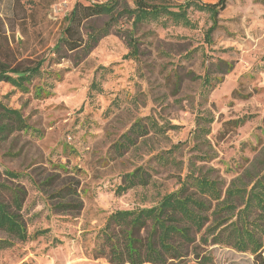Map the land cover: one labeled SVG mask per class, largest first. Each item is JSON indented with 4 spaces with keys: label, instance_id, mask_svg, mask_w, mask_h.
Here are the masks:
<instances>
[{
    "label": "rangeland",
    "instance_id": "1",
    "mask_svg": "<svg viewBox=\"0 0 264 264\" xmlns=\"http://www.w3.org/2000/svg\"><path fill=\"white\" fill-rule=\"evenodd\" d=\"M108 1L0 0V61L11 68L42 63L28 93L0 82V104L18 110L29 126L0 140V180L13 182L5 171L19 174L29 235L0 250V264H109L94 259L93 250L112 212L154 206L179 187L191 165L197 173L213 170L224 189L248 188L264 168V0H227L209 42V16L190 8L193 28L163 19L134 30V55L122 32L126 20L88 53L56 49L76 3ZM164 1L176 10L188 0ZM107 21L91 20L83 32ZM219 60L232 69L205 92L198 77L206 70L217 75ZM145 117L163 131L134 136V145L118 151ZM196 118L207 133L194 136ZM136 169L148 176L146 185L118 193L123 176ZM210 241L204 231L195 234L181 260L167 264H264V239L255 256Z\"/></svg>",
    "mask_w": 264,
    "mask_h": 264
},
{
    "label": "trees",
    "instance_id": "2",
    "mask_svg": "<svg viewBox=\"0 0 264 264\" xmlns=\"http://www.w3.org/2000/svg\"><path fill=\"white\" fill-rule=\"evenodd\" d=\"M132 4L133 7L130 8L125 0H109L88 6L76 3L65 17L66 26L56 49L88 53L102 38L109 35L113 25L126 20L129 27L122 32L127 33V41L134 55L137 45L133 39L134 30L163 19L174 25L193 28L194 24L187 16L190 8L209 16L211 25L205 34L209 42L210 36L218 27V17L225 10L227 0H217L214 3L188 0L177 6L176 10L164 0H133ZM101 17L108 18L102 27L90 25L87 26L88 31L83 32L86 23ZM41 65V62H36L11 68L0 61V82L22 93H28V86L40 74ZM216 69L218 74L215 76L206 70L202 77H198L205 92L223 81L224 75L231 71L232 64L219 60ZM41 91L39 89L34 94L36 99L41 97ZM199 120L196 118L197 125L200 124ZM28 129L29 126L18 110L0 104V140H6L15 132H25ZM150 129L155 133L163 131L150 117L140 119L123 136L124 141L117 144V150L134 145L133 137H142ZM202 131L198 125L194 136ZM203 132L207 133V130ZM212 171L209 169L197 173L194 165H191L186 174L178 179L179 187L164 195L154 206L116 210L109 214L96 234L93 258L105 259L109 264H167L173 260H181L184 250L195 242V234L202 231L211 236L210 245L257 255L263 247L264 239V168L261 174L251 180L248 188L234 186L224 189V183L211 176ZM3 174L13 182L0 180V232L6 235L5 239H0V250L12 247L13 240H29L21 213L27 192L16 181L19 174L8 171ZM147 177L140 169H136L123 176L116 190L123 193L135 186H145ZM49 183L47 181L46 185ZM237 200L239 205L234 204ZM80 205L74 202L72 207L80 209ZM68 207H71L70 204L55 206L58 211ZM224 214L229 216L225 221L221 220V215ZM209 222L214 224L206 228ZM45 232L37 231L33 236H42Z\"/></svg>",
    "mask_w": 264,
    "mask_h": 264
}]
</instances>
